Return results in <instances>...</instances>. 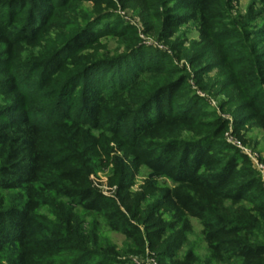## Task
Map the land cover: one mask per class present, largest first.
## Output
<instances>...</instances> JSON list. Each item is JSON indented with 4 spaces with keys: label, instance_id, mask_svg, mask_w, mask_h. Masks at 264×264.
<instances>
[{
    "label": "rangeland",
    "instance_id": "374dc122",
    "mask_svg": "<svg viewBox=\"0 0 264 264\" xmlns=\"http://www.w3.org/2000/svg\"><path fill=\"white\" fill-rule=\"evenodd\" d=\"M13 1L0 0V11L9 10L11 30L19 31L29 23L28 10L21 13L20 5H11ZM197 1H43L34 26L42 23V38L34 46L18 47L12 57L0 45V127L6 126L7 114L14 108L25 114L28 123H41L63 116L67 99L81 105L78 90L64 83L81 71L79 64L125 58L110 71L115 76L114 72H124L137 62L145 63L152 72H173L172 83L185 82L173 93L169 113L193 107L194 124L190 130L178 129L177 139L194 142L207 137L216 149L238 156V168L244 176L257 179L264 196L260 118L264 114V43L256 36L264 23L260 4L258 0H211L213 8L202 15ZM69 40L75 44L64 53ZM70 53L71 60L53 76L26 80L20 73L21 66L47 55L64 58ZM8 78L15 80L13 91L3 82ZM168 82L164 74L148 75L140 87L149 92ZM252 106L259 109L257 114ZM11 126L0 133V153L14 137ZM50 145L70 156L74 166L85 172L89 187L114 203L118 215L110 219L84 210L76 200L49 190L36 191V220L67 246L45 259L46 264H244L233 257L222 262L209 257L199 221L175 220L161 207L163 192L172 183L138 164L130 143L120 135L113 137L106 128H96L89 133L61 134ZM123 187L131 201L130 213L119 205L117 194ZM25 200L21 189L0 191V211L19 209ZM243 208L250 212L249 205ZM249 215L255 224L251 243L264 246V216ZM123 228L132 229L135 237L128 238ZM17 252L15 244L5 246L0 264H15ZM254 264H264V258Z\"/></svg>",
    "mask_w": 264,
    "mask_h": 264
},
{
    "label": "trees",
    "instance_id": "16d2710c",
    "mask_svg": "<svg viewBox=\"0 0 264 264\" xmlns=\"http://www.w3.org/2000/svg\"><path fill=\"white\" fill-rule=\"evenodd\" d=\"M29 1V6L27 0L11 4L20 5L21 13L28 10L29 23L22 30H11L13 15L9 10L0 11V45L9 57L18 47L34 46L42 38V23L34 26L39 21L37 14L43 12L40 7L45 0ZM258 2L264 22V0ZM214 3L198 0L197 6L204 15ZM256 36L264 43V23ZM70 41L64 44V53L75 44ZM262 55L264 58V50ZM71 58V53L64 58L47 55L21 66L20 73L26 80L35 75L37 78L53 76L60 73L57 71ZM124 59L79 64L81 71L64 83L76 88L83 102L79 107L71 98L67 99L68 109L60 118L28 123L25 114L15 108L7 114L6 126L0 127V133L11 125L15 132L9 146L0 153V159L4 157L0 163V191L21 189L26 200L19 209L0 211V252L5 246L15 244L18 248L15 264H46L45 259L67 247L64 239L35 218L39 190L76 200L86 211L104 213L115 219L118 215L114 212L115 204L89 187L85 172L74 166L70 156L50 145L54 139H61V134L89 133L91 129L104 127L113 137L120 135L130 143L138 164L172 183L163 192L161 207L175 220L199 221L213 261L233 257L244 264H254L263 259L264 246L251 243L255 224L249 213L264 216V196L257 179L244 176L238 168V156L216 149L207 137L194 142L178 140V129L190 130L194 124L190 114L193 107L181 113H169L173 93L183 88L185 82L176 79L172 83L173 72H152L151 66L140 62L124 72H114L116 77L111 76L110 71ZM12 64L10 62L8 67ZM49 68L52 72H47ZM39 69L41 71L37 72ZM159 74H164L169 82L149 92L145 86L140 87L148 75ZM3 82L11 91L16 89L13 78ZM251 111L257 114L259 109L252 106ZM260 118L264 126V114ZM88 125L91 127L87 128ZM125 191L123 187L117 197L120 207L130 213L131 201L124 195ZM243 205H249L250 212L245 211ZM123 233L128 238L135 237L132 229L123 228Z\"/></svg>",
    "mask_w": 264,
    "mask_h": 264
}]
</instances>
